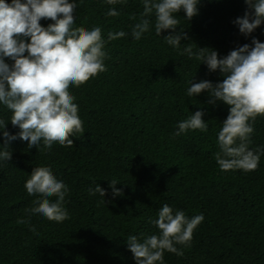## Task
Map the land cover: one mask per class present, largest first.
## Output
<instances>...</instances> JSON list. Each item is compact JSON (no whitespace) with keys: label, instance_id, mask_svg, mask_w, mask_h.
<instances>
[{"label":"trees","instance_id":"16d2710c","mask_svg":"<svg viewBox=\"0 0 264 264\" xmlns=\"http://www.w3.org/2000/svg\"><path fill=\"white\" fill-rule=\"evenodd\" d=\"M75 2L74 26H99L105 39L109 31L128 35L107 42L105 72L79 88L70 86L85 128L73 137L72 147L54 143L51 151L41 152L21 139L9 143L12 159L0 163V264H135L127 237L158 234L151 221L165 203L189 218L202 214L204 219L190 246L177 245L183 255L165 252L164 264H264V153L254 171L220 170L216 141L229 106L206 103V92L188 97L187 88L192 77L213 83L223 77L181 55L187 44L193 52L208 47L223 57L251 44L252 37L264 42V22L245 37L232 23L247 8L243 0H201L191 20L177 13V30L183 27L190 38L177 49L163 38L171 30L155 33L154 16L150 31L139 41L132 38L141 0ZM110 7L120 15L106 16ZM51 22L40 20L43 26ZM198 110L204 112L207 132L174 136L178 123ZM10 115L0 105V119ZM6 127L18 132L10 121ZM254 128L250 147L264 148V116L257 117ZM40 166L69 186V218L63 222L27 211L37 197L29 196L24 184ZM112 179L123 195H112ZM97 184L106 190V203H100L99 193L89 194ZM21 219L28 223H18Z\"/></svg>","mask_w":264,"mask_h":264},{"label":"clouds","instance_id":"9594fccd","mask_svg":"<svg viewBox=\"0 0 264 264\" xmlns=\"http://www.w3.org/2000/svg\"><path fill=\"white\" fill-rule=\"evenodd\" d=\"M143 10L139 20L131 28V36L139 41L150 31L154 16L155 33L171 30L164 35L165 42L180 49L182 40H190L181 27L177 13L183 11L184 18L198 14L201 0H141ZM247 5L243 16L232 21L245 37L264 22V0H243ZM108 5L124 4L126 0H106ZM75 0H0V105L11 115L0 119V163L12 159L9 143L16 139L27 142L28 148L35 146L41 152L51 151L58 143L63 147L74 145L73 137L85 132L84 121L79 116L76 96L70 86L79 88L90 79L107 70L106 44L125 37L124 31H109L104 38L102 28L75 25ZM108 17H117L120 12L109 8ZM41 19L52 21L43 26ZM131 19L136 20L135 16ZM187 54L204 63L210 72L219 71L222 80L190 81L187 96L202 92L208 94L206 103L215 105L222 101L229 106L227 117L221 122L218 132L215 160L220 170L257 169L264 148H251V136L255 131L257 117L264 116V42L252 37L251 44L239 45L220 57L216 50L198 47L193 52L187 44L181 55ZM11 61V63L6 62ZM204 112L198 110L177 125L174 136L189 130L207 132L208 124ZM10 121L15 134L7 130ZM42 145V146H41ZM118 180H109L112 195H123L116 187ZM24 187L32 201L29 214L41 215L49 221L63 222L69 218L65 208L69 186L52 173L49 167H33ZM103 198L106 190L98 184L89 189L90 195ZM54 198V199H52ZM202 214L192 218L183 210H174L163 204L155 220L151 221L159 230L139 239L129 235L127 248L135 264H164V253L182 256V247L190 246L194 230L203 221ZM18 223H28L21 219ZM30 230L35 227L30 225Z\"/></svg>","mask_w":264,"mask_h":264}]
</instances>
